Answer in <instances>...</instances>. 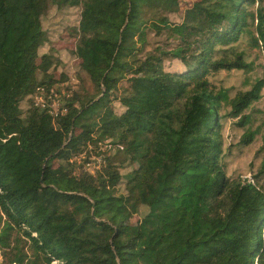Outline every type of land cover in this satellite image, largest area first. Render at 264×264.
I'll return each mask as SVG.
<instances>
[{
    "label": "trees",
    "instance_id": "obj_1",
    "mask_svg": "<svg viewBox=\"0 0 264 264\" xmlns=\"http://www.w3.org/2000/svg\"><path fill=\"white\" fill-rule=\"evenodd\" d=\"M53 8L71 31L46 29ZM65 32L77 89L52 115L35 97L72 77ZM244 36L264 54V0H0L2 264H264V159L255 182L228 176L221 115L264 78L232 99L212 82L251 69Z\"/></svg>",
    "mask_w": 264,
    "mask_h": 264
},
{
    "label": "rangeland",
    "instance_id": "obj_2",
    "mask_svg": "<svg viewBox=\"0 0 264 264\" xmlns=\"http://www.w3.org/2000/svg\"><path fill=\"white\" fill-rule=\"evenodd\" d=\"M77 18L78 14L73 9L61 12L53 8L45 17V27L48 31H71L72 27L76 25ZM172 20L173 22L179 21L176 16H173ZM69 35L68 32L57 33V40L52 42L51 47L60 53L62 52V63L67 66L66 69L72 76L69 80L61 81L58 84L63 83L66 88L70 87L72 91H75L77 82H75L73 75L79 69L81 61L79 59L70 61L68 58V53L75 50L77 42L76 38ZM238 48L246 51L247 62L251 65V69L248 72L244 70L222 71L212 78V82L217 88L229 91L231 99L239 92L251 90L259 79L264 78V54L261 48L255 46L252 37L244 36ZM165 65L169 71L180 72L183 69L181 62L177 60H169ZM66 69L60 68L58 70L59 78L57 81L61 79V74ZM83 85L88 87V82ZM23 106L25 107L26 104ZM231 111V107L226 105L221 113L224 117L222 120L225 142L224 162L228 176L232 179L255 182V176H257L264 159V90L262 98L253 103L241 116L232 117ZM243 116L247 117L246 123L242 122ZM247 133H254V140L250 145L245 146L242 144V138ZM95 158L96 161L95 159L92 160L95 165L92 164L87 168L82 166L80 170L95 173L103 164L100 157ZM81 160L82 158H79V165H82ZM122 173H126V171L123 170ZM262 184L264 185V180ZM139 219V216H135L131 219V223H136ZM3 261L4 258L0 250V264Z\"/></svg>",
    "mask_w": 264,
    "mask_h": 264
},
{
    "label": "built area",
    "instance_id": "obj_3",
    "mask_svg": "<svg viewBox=\"0 0 264 264\" xmlns=\"http://www.w3.org/2000/svg\"><path fill=\"white\" fill-rule=\"evenodd\" d=\"M67 84V83H66ZM59 88H61L59 90ZM72 92H68L65 85L57 84L50 90L46 89V87L39 90L38 94L35 97V104L44 109H49L52 115L58 113V111L62 108L64 112L67 111L65 107H62V99L63 97L70 98ZM95 163H88L84 167H90Z\"/></svg>",
    "mask_w": 264,
    "mask_h": 264
}]
</instances>
